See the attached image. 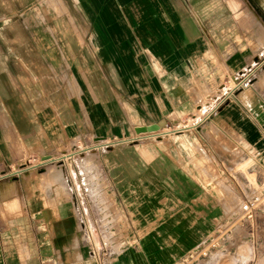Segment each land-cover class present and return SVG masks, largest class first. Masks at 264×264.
Segmentation results:
<instances>
[{
    "label": "crops",
    "instance_id": "obj_1",
    "mask_svg": "<svg viewBox=\"0 0 264 264\" xmlns=\"http://www.w3.org/2000/svg\"><path fill=\"white\" fill-rule=\"evenodd\" d=\"M39 1L0 0V264H171L241 224L242 204L264 195V90L255 86L264 57L249 63L242 54L252 24L264 35L254 7L247 0H61L65 12L54 24L45 12L44 25L35 18ZM58 63L78 93L51 88ZM229 77L253 82L230 87L206 110L192 103L207 87L223 90ZM49 90L65 102L54 123V111L35 99ZM195 109L224 133L213 148L203 141L217 159L214 170L207 162L193 168L196 158L178 145L196 128L175 134V111ZM202 118L187 127L205 126ZM49 129L67 141L92 138L100 167L85 170L75 154L49 149ZM154 141L175 143L173 183L162 154L146 151ZM44 155L59 161L35 165ZM153 159L160 167L148 164ZM229 187L237 195L230 205ZM241 225L256 257L249 264H260L264 200Z\"/></svg>",
    "mask_w": 264,
    "mask_h": 264
},
{
    "label": "rangeland",
    "instance_id": "obj_2",
    "mask_svg": "<svg viewBox=\"0 0 264 264\" xmlns=\"http://www.w3.org/2000/svg\"><path fill=\"white\" fill-rule=\"evenodd\" d=\"M248 4L245 2L246 7L249 8L250 6L254 7V10L256 13L264 19V11L259 9L256 5H252V0H247ZM260 6L264 10V0H256ZM35 18L36 20H40L42 24L45 23L46 17H45V12H48L50 10V18H52L53 24L58 22L59 16H61L62 12H65L64 6L61 2V0H41L37 3L35 6ZM57 17V19H55ZM21 19V22H24L26 25H28V17L21 15L19 17ZM261 22H263L261 20ZM45 25V24H44ZM49 26V24H46ZM54 25H50V30L51 33L53 34L52 39H57V31L53 27ZM250 31L245 33L244 36V48L242 49V54L243 56L249 61V63H252L255 59L258 61H261V59L264 57V35L261 33L257 26L252 24V26L249 27ZM48 35V33L46 34ZM254 45V46H253ZM59 62V61H58ZM56 69L53 70V75H56L58 79L52 82V89L54 90L55 88H60L63 87L64 89L68 88L70 92L78 91V86L76 84H72L70 80L65 79V75L60 76L59 73V68L60 64L58 63ZM260 75L257 83L255 86L259 90H264V69L260 70ZM60 79V80H59ZM239 80L235 78L229 77L226 81H224L220 86L223 90L219 91L218 87H212V88H206L204 95H199L196 98V101H192V103L197 104V107L200 106L201 109L206 110L209 107H213L215 101H217L219 98L222 97L223 93H226L228 89L231 87L234 89L235 83H237ZM253 80H244L241 84L242 87L248 86L249 88L251 87ZM241 87V88H242ZM240 88V89H241ZM55 93L59 94V90H54ZM52 94H48L46 97L45 96H36V105L40 106L42 108L49 106L47 109L48 111L52 110L54 111L52 114V122L54 123L55 118L57 116L56 112H59L62 108L60 107L61 105L65 107V102L63 100V97L58 96L56 97L53 93V91H50ZM181 109V108H180ZM203 111L195 109L193 111H183V110H176L175 111V134L178 132H186L189 130L195 129L194 134H187V133H182L183 135L187 136V138H183L181 143H178V145L188 152L190 155L194 156L196 159L193 163V168H204L205 167V162L211 163V168L214 170L218 167V164H216L217 159H213L212 156L209 154L208 150L206 149L203 141L206 140L208 143L212 141L211 147L213 148L214 141L219 139L220 137L224 136L220 129L216 127L214 124V119L212 118L211 120L208 119V117L202 118L203 117ZM200 118L202 120H206V123L204 124L205 126H197V127H187L188 125H192L193 123H196ZM182 120H185L187 122H182ZM167 128H165L166 130ZM51 134H49V139H46L45 143L51 144L47 147H50L49 149H53L54 151H58L60 153L66 152L64 155L65 158L72 157V154H75L76 160L75 163L87 170V169H93V168H99L100 167V161L98 160V156L94 154V151L96 150L95 147H92V142H88V139L92 138H87L85 141H81L79 139H73V140H66L61 136L62 130L60 129H49L48 130ZM171 131V130H170ZM166 132V131H165ZM166 135V133L163 134V132H160V134ZM180 135V134H177ZM153 137H155L153 135ZM193 141L192 142V139ZM43 139V137H40ZM166 141V140H164ZM207 146V145H206ZM218 146V145H216ZM220 148V146H219ZM235 149V152H240L237 147H233ZM44 151V150H43ZM146 151L149 154H156V153H161L162 154V168L164 171L165 178L169 180V182H172L171 180L173 179L175 182V143H162V142H155L154 143H148L146 145ZM222 151V149H221ZM39 156V155H38ZM47 156H41L39 160L37 159L34 161L35 165H38L39 163H42L40 166H42L43 169L46 167H49L50 164L57 163L59 160L56 161H49L46 159ZM45 159V160H44ZM46 164L44 165V163ZM48 162V163H47ZM52 162V163H51ZM149 165L153 167H160L158 160L153 159L149 161ZM27 166V161L21 162L19 167L22 166ZM63 165H59V167H62ZM56 166H53L55 168ZM240 166L236 170H238ZM197 176V179L201 180L203 179V176ZM216 178V183H221V179H217L218 177V172L213 175V179ZM93 179H98V177H89V180ZM173 183V182H172ZM97 188V187H96ZM93 189V188H92ZM94 191V189H93ZM233 188L229 187L228 191V203L229 205L235 201L233 198ZM95 195V193H94ZM93 196V195H92ZM264 200V195L263 199L261 201V204ZM239 203H241V199L238 200ZM241 206V204H239ZM139 214L138 216L140 217V212H142V208L139 207L135 209ZM104 228H107V223L103 224ZM244 226L241 224H235L231 223L228 224V229L226 230L225 228L221 230V233L216 234V235H223L221 241H217L214 243V247L211 249L209 256L200 260L196 264H201L203 262H208L210 264H249L251 262V259L255 258V253L254 250L252 249L251 245H248L246 241H243L242 238H247L248 235H240L241 232L244 231ZM226 230V231H225ZM255 236V235H254ZM257 236V235H256ZM261 237V235H258ZM248 238H251V235L248 236ZM264 243V241H262ZM264 246V245H263ZM122 248V243H119L116 247V250L119 252ZM263 247L261 246V249ZM262 251V250H261ZM264 251V250H263ZM122 256V255H121ZM257 256V255H256ZM258 257V256H257ZM261 258L260 264H264V260Z\"/></svg>",
    "mask_w": 264,
    "mask_h": 264
},
{
    "label": "built area",
    "instance_id": "obj_3",
    "mask_svg": "<svg viewBox=\"0 0 264 264\" xmlns=\"http://www.w3.org/2000/svg\"><path fill=\"white\" fill-rule=\"evenodd\" d=\"M243 82V81H242ZM241 81H238L233 89V92L239 90L242 87ZM263 199L262 194L253 196L246 201L241 206V215L238 218V222L241 224L247 221H251L255 217V211ZM223 235H216L209 241H205L197 246L194 250L188 253L183 258L171 263V264H196L200 260L209 256L211 249L215 246V242L221 241Z\"/></svg>",
    "mask_w": 264,
    "mask_h": 264
},
{
    "label": "bare ground",
    "instance_id": "obj_4",
    "mask_svg": "<svg viewBox=\"0 0 264 264\" xmlns=\"http://www.w3.org/2000/svg\"><path fill=\"white\" fill-rule=\"evenodd\" d=\"M259 25H260V24H259ZM262 25H263V24H262ZM262 25H260V26H261V30H264V29H263L264 27H263ZM150 129H151V130H155V129H158V128H157V126H154V127L150 128ZM59 170H60V169H59ZM58 175H59V174H58ZM57 177H58V176H57Z\"/></svg>",
    "mask_w": 264,
    "mask_h": 264
}]
</instances>
